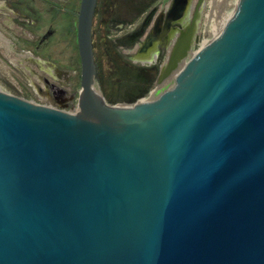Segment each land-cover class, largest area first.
Wrapping results in <instances>:
<instances>
[{
	"label": "water",
	"instance_id": "water-1",
	"mask_svg": "<svg viewBox=\"0 0 264 264\" xmlns=\"http://www.w3.org/2000/svg\"><path fill=\"white\" fill-rule=\"evenodd\" d=\"M97 1L76 14L74 112L0 90V264H264V0L159 87L181 34L132 107L97 84Z\"/></svg>",
	"mask_w": 264,
	"mask_h": 264
},
{
	"label": "rangeland",
	"instance_id": "rangeland-1",
	"mask_svg": "<svg viewBox=\"0 0 264 264\" xmlns=\"http://www.w3.org/2000/svg\"><path fill=\"white\" fill-rule=\"evenodd\" d=\"M161 1L164 4L167 0ZM212 1L202 0L201 9H197L201 18L197 37L190 48L193 54L214 37L210 30ZM227 2L228 5L218 8L211 28L216 29L222 25V20L226 19L221 16L223 11L232 12V4L236 0ZM191 3L194 5L193 0ZM33 8L37 13L35 24H32L31 18L25 20L27 18L17 17L11 10L0 7V34L11 46L10 49L0 44V90L42 105L74 112L80 75L79 60L75 57L76 37H73L76 21H70L67 26L60 13L54 9L45 10L40 4H35ZM131 13L132 0H98L93 16L92 40L99 66L97 84L105 101L111 105L119 104L118 107L135 102H129L126 95L127 88L138 78V65L126 58L133 44L121 45L119 41L134 25L130 21L122 25L125 23L123 19L129 18ZM48 25L55 28L49 46L45 52H36L34 45ZM190 55L188 52L185 61ZM37 59L43 61L44 68H52L56 78L50 76L44 68L42 70L35 61ZM157 85V82L151 85L139 99L146 98L150 90L160 86Z\"/></svg>",
	"mask_w": 264,
	"mask_h": 264
},
{
	"label": "flooded vegetation",
	"instance_id": "flooded-vegetation-1",
	"mask_svg": "<svg viewBox=\"0 0 264 264\" xmlns=\"http://www.w3.org/2000/svg\"><path fill=\"white\" fill-rule=\"evenodd\" d=\"M199 1L193 0V5L190 0L188 6L173 7V0H167L164 4L161 0H132L131 16L124 18L125 23H122V25L128 21L134 25L119 39L121 45L133 44V48L127 51L128 56L126 58L132 64L138 65L136 68L138 78L131 87L127 88L126 95L129 102L139 100L151 85L158 82L162 66L168 60L172 48L181 34L187 32L189 29L192 31L189 49L193 46L194 38L196 39L198 34V29L196 30L194 27L195 20L197 15L201 16V13L198 12L201 9V3L198 4ZM77 3V0H0V7L11 10L17 17L22 16L27 18L25 20L31 18L32 24H35L37 13L33 7L35 4H40L45 10L51 11L54 9L60 13L61 18L66 21V25L68 26L70 21H75L78 11L75 8ZM188 16L190 21L188 20V24H186L185 19ZM54 32L55 28L48 25L34 45V51L45 52L49 46L50 37ZM154 51L156 54L151 61H141L143 57L148 56L150 52ZM181 61L183 60H179L178 65Z\"/></svg>",
	"mask_w": 264,
	"mask_h": 264
},
{
	"label": "bare ground",
	"instance_id": "bare-ground-1",
	"mask_svg": "<svg viewBox=\"0 0 264 264\" xmlns=\"http://www.w3.org/2000/svg\"><path fill=\"white\" fill-rule=\"evenodd\" d=\"M189 1H190V0H189ZM236 2H237V0H236ZM236 2H235L234 4H232V10H233L234 6L236 5ZM188 3H189V2L185 3V6H188ZM226 5H228L227 0H213V1H212V12H211V18H210V24H211V25H213V20L216 19L218 8H220V6H221V7H222V6L224 7V6H226ZM192 9H193V8H192ZM189 10H190V9H189ZM231 13H232V12L227 13V12H224V11H223V13L221 14V16L225 17L226 19H225V20H222V22L220 21V22L222 23V25H223V24L225 23V21L229 18V16L231 15ZM188 15H189V14H188ZM200 15H201V14H200ZM184 17H185V16H184ZM195 17H196V16H195ZM200 18H201V16H198V15H197V18H196V20H195V24H194V27H195L196 30L199 28ZM217 19H218V18H217ZM188 20H189V16L186 17V19H185L186 24H188ZM189 21H190V20H189ZM211 25H210V30H211V32L213 33V36H215V35L218 33V31L220 30V28L222 27V25H221L220 27H217L216 29L211 28V27H212ZM193 29H194V28H193ZM195 29H194V30H195ZM191 37H192V35H191ZM209 41H210V40H208L207 42H205V43L201 46V48H202L203 46H205ZM0 44L3 45V46H5L6 48H10V49H11L10 42H9L6 38H4L1 34H0ZM189 50L191 51V49H189ZM190 51H188V52H190ZM190 53L193 54L192 51H191ZM155 54H156L155 51H154V52H150V53L148 54V56L143 57V58L141 59V61H142V62H149V61H151V60L155 57ZM27 56H28L29 59H32V57H31L30 55H27ZM180 60H183V61H181L180 64L177 65L176 69L172 71V73L170 74V76H168L166 79H164V81L160 84L159 87L163 86V85H164L166 82H168L173 76H175V75L179 72V70H181V68L184 66V63H186V61H185V59H184L183 57L180 58ZM35 61H36V63H38V65L40 66V68H41L42 70L45 69V71H46L50 76H52L53 78H56V73L53 71L52 68H49V67H47V66L44 68V66H43L44 63H43V61H41V60H39V59H37V60H35ZM178 62H179V61H178ZM43 68H44V69H43ZM152 96H153V94H150V96L147 97V98H141V99H139L138 101H136L134 104H132L131 106L141 105V104L145 103L146 101H148ZM139 101H141V102H139Z\"/></svg>",
	"mask_w": 264,
	"mask_h": 264
},
{
	"label": "trees",
	"instance_id": "trees-1",
	"mask_svg": "<svg viewBox=\"0 0 264 264\" xmlns=\"http://www.w3.org/2000/svg\"><path fill=\"white\" fill-rule=\"evenodd\" d=\"M75 8H76V10L78 9V3L76 4ZM75 21H76V17H75ZM75 31H76V29H75ZM75 31H74V35H73L74 38L76 37ZM92 43H93V40H92ZM75 44H76V38H75ZM75 46H76L75 47V52H76L75 57H77V60H79L78 51H77V44ZM93 48H94V45H93Z\"/></svg>",
	"mask_w": 264,
	"mask_h": 264
},
{
	"label": "built area",
	"instance_id": "built-area-1",
	"mask_svg": "<svg viewBox=\"0 0 264 264\" xmlns=\"http://www.w3.org/2000/svg\"><path fill=\"white\" fill-rule=\"evenodd\" d=\"M197 50H198V49H197ZM190 52H191V51H190ZM153 90H154V89H152V90H150V91L148 92V95L146 96V98L150 96V94L152 93Z\"/></svg>",
	"mask_w": 264,
	"mask_h": 264
}]
</instances>
